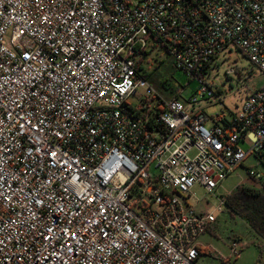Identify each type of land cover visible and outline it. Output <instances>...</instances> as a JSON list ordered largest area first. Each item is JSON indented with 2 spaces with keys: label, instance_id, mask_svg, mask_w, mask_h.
<instances>
[{
  "label": "built area",
  "instance_id": "1",
  "mask_svg": "<svg viewBox=\"0 0 264 264\" xmlns=\"http://www.w3.org/2000/svg\"><path fill=\"white\" fill-rule=\"evenodd\" d=\"M159 47L187 105L141 71ZM233 50L264 75V0H0V264H197L224 195L191 188L264 147V84L226 69L233 112L214 88Z\"/></svg>",
  "mask_w": 264,
  "mask_h": 264
},
{
  "label": "rangeland",
  "instance_id": "2",
  "mask_svg": "<svg viewBox=\"0 0 264 264\" xmlns=\"http://www.w3.org/2000/svg\"><path fill=\"white\" fill-rule=\"evenodd\" d=\"M234 66L246 68L248 72L244 73V77L247 82H250V88L264 84V75H261L255 67H252L249 61L238 51L233 50L229 60L220 64L213 71L216 76L213 80L214 88L217 90L218 87L223 93L224 91L227 92L223 105L231 112L237 110L234 103L240 102L242 97L241 92H235V88L242 81L236 82L235 79H232V82H228L223 75L226 69ZM140 68L151 86L160 94L171 97L172 93L176 92L177 89L180 90L181 99L185 105H187L188 98L194 94L195 89L198 87L196 81L189 80L184 71L172 64L165 50L161 47L158 50L146 51L144 58L140 61ZM131 100L133 101L134 99L131 98ZM199 104L201 106L204 105L202 103ZM219 110L220 105L218 103L201 108V111L207 115L219 112ZM240 146L246 151L248 143H240ZM248 169L264 171V167L257 162L254 152L246 155L243 162L234 168L232 173L222 181L221 187L213 194L207 195L200 185H194L191 188L194 197L190 199V202L196 204V199H198L203 208L212 210L220 204V195L227 194L236 184L249 178ZM221 206V211L216 214L213 228H208L199 237L203 247V254L198 256L197 264H221V258L227 264H262L264 262V239L255 235L241 218L230 214L223 204ZM232 238H238L240 243L245 244L243 247H238V255L231 253L229 242ZM210 250L211 252L209 253L208 251Z\"/></svg>",
  "mask_w": 264,
  "mask_h": 264
},
{
  "label": "trees",
  "instance_id": "3",
  "mask_svg": "<svg viewBox=\"0 0 264 264\" xmlns=\"http://www.w3.org/2000/svg\"><path fill=\"white\" fill-rule=\"evenodd\" d=\"M254 156L264 167V147L254 152ZM223 205L230 214L241 218L255 235L264 239V171L258 178L249 175L247 180L236 184L224 195Z\"/></svg>",
  "mask_w": 264,
  "mask_h": 264
},
{
  "label": "crops",
  "instance_id": "4",
  "mask_svg": "<svg viewBox=\"0 0 264 264\" xmlns=\"http://www.w3.org/2000/svg\"><path fill=\"white\" fill-rule=\"evenodd\" d=\"M210 229L213 228V226L209 227Z\"/></svg>",
  "mask_w": 264,
  "mask_h": 264
}]
</instances>
